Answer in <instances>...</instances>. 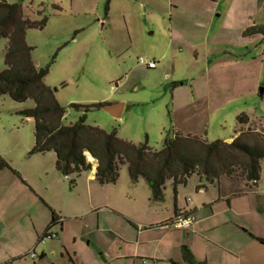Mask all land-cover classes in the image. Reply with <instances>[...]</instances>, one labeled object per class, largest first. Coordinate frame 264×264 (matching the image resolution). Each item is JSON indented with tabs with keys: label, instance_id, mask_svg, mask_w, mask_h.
Segmentation results:
<instances>
[{
	"label": "rangeland",
	"instance_id": "374dc122",
	"mask_svg": "<svg viewBox=\"0 0 264 264\" xmlns=\"http://www.w3.org/2000/svg\"><path fill=\"white\" fill-rule=\"evenodd\" d=\"M6 1L19 5L31 22L43 23L41 28L27 29L25 40L33 48L34 65L48 67L43 83L55 90L57 103L66 109L65 125L75 123L84 114L69 108L70 104L118 102L124 104L120 118L91 109L85 113V124L105 133L115 131L119 140L136 146L145 144L152 151H160L165 137L172 138L174 133L190 135L206 144L221 141L230 145L239 129L244 142L264 148V94L258 96L264 83L258 86L257 72L251 66L226 65L228 58L222 52H234L218 40L228 27L224 26L225 16L218 10L213 20L207 22L204 18L216 5L207 0ZM248 6L253 12V5ZM182 19H187L186 24L177 25ZM199 20L198 31L208 35L206 49L203 50L197 32L183 41L172 35L179 27L194 30ZM5 48L6 40L0 38V71L4 68ZM195 48L199 53L197 60L193 57ZM206 50L209 62L204 59ZM139 59L154 61L156 68H147ZM211 64L219 66L209 77L208 98L213 108L219 104L216 109H221L209 108L205 112L207 90L199 78ZM192 79L196 81L191 85ZM32 106L30 100L16 103L6 95L0 96V159L9 166L0 169V261L13 255L20 259L10 264H71L69 255L74 264L105 263L109 253L120 248L116 233L126 231L130 237L136 233L126 219L136 221V225L139 221L146 223L147 213L155 207L148 206L150 202H161L157 211H152L158 214L155 219L172 211L170 181L165 184V200L152 201L150 197L147 200L148 183L142 178L136 185L132 183L126 165L119 166L116 184L100 185L88 179L89 172H84L74 186L55 170L52 153L29 155L34 143L33 122L18 111ZM241 114L252 120L250 124H238ZM218 156L209 160L228 173L219 179L224 181L223 185L226 181L249 185L245 180L247 158L243 154L221 146ZM39 165L44 170H37ZM260 166L259 185L264 187L263 161ZM197 182L193 176L188 187H179L180 204ZM216 195V188L209 185L208 191L198 193L197 199L208 201ZM40 200L61 220L49 233L52 236L42 241V233L35 237L26 218L30 214L37 225L49 219V209ZM261 202L258 205L257 201L255 213L243 201L236 202L230 211L233 219L247 225L243 235L253 238V231L264 235V198ZM109 207L118 210L116 215L106 211ZM11 216L12 226L8 228ZM178 231L197 252L204 254L216 249L191 232L188 238L186 230Z\"/></svg>",
	"mask_w": 264,
	"mask_h": 264
},
{
	"label": "trees",
	"instance_id": "16d2710c",
	"mask_svg": "<svg viewBox=\"0 0 264 264\" xmlns=\"http://www.w3.org/2000/svg\"><path fill=\"white\" fill-rule=\"evenodd\" d=\"M37 26L41 28L43 23L26 19L19 5L0 0V38L6 40L4 68L0 71V96L6 95L16 103L33 102L32 107L18 111L33 121L34 143L29 155L54 153L57 172L74 178L91 170L89 155L96 163L95 180L100 185L115 184L119 166L126 165L131 182L144 179L150 187L151 200L162 201L167 181L171 182L174 195L176 188L185 186L193 176L208 185H217L221 176L228 173L212 165L209 159L218 156L220 147L224 146L247 158L245 180L257 184L261 174L260 162H264V148L244 142L240 129L230 145L221 141L206 144L190 135L174 133L172 138L165 137L160 151H152L145 144L136 146L119 140L115 131L105 133L85 124V113L100 109L107 102L70 104L69 108L84 114L75 123L65 125L66 109L57 103L55 90L43 83L48 67L37 68L34 65L31 57L33 48L25 40L26 30ZM237 121L240 125L249 124L244 114L239 115ZM2 168L9 166L0 159ZM15 175L18 177L17 173ZM58 222H61L60 218L51 212L49 225L41 238L49 236L50 229ZM256 240L264 244V239ZM181 251L187 264H201L194 261L186 247L183 246Z\"/></svg>",
	"mask_w": 264,
	"mask_h": 264
},
{
	"label": "crops",
	"instance_id": "0c3cea01",
	"mask_svg": "<svg viewBox=\"0 0 264 264\" xmlns=\"http://www.w3.org/2000/svg\"><path fill=\"white\" fill-rule=\"evenodd\" d=\"M207 1L216 5V9L214 11L210 10L211 12L208 11L209 14L206 13L207 16H204L207 22L208 20H213L216 12L220 10L221 14L225 16L226 23L224 26H228L221 34L220 38L222 40L220 38L218 39L219 42L223 44L225 49H232L231 52H234L230 55H226L227 51L222 52L223 55L228 58L226 65H231L232 67L248 65L253 67L258 75L256 82L258 86H261V83H264V80L262 81V75H264V53L260 49L261 43L264 42V0ZM244 3H246L247 6ZM249 4L253 5V12L252 7L248 6ZM220 15H217V17ZM177 22V25H185L187 19H182ZM200 22V20L197 21L198 25L195 26L196 28L194 30H182L179 27L172 31V35L175 34L178 41H183L186 36L197 32L204 50L206 49L205 41L208 39V35L205 31H198ZM198 55V49H193V57L195 60L199 58ZM204 59L207 60L206 62H209L207 50L204 53ZM216 66L219 65H207V69L205 70L204 74L199 78L201 86H204L207 90L205 96V112H208L209 108L210 111H218L221 109V107L216 109V107L218 108L219 104L213 108L212 105H210L208 98L210 97L208 94V89L210 87L209 77ZM192 80L193 82L191 85L196 81L195 79ZM262 86L264 87V84ZM263 94L259 95L258 93V96L262 97ZM105 102L111 103L109 101ZM27 120L31 119L27 118ZM251 121L252 120L248 118L249 124ZM234 137H236V135H234ZM46 154L47 153L38 155ZM52 154L54 155L53 157L55 167L56 158L55 154ZM95 166L96 165L92 166L91 170L89 171L88 179H92L98 183L95 180ZM38 167L39 169L37 170H44V167L41 165ZM83 173L77 178H74V176H62L70 183L74 180L72 184L75 186L76 180L81 178ZM18 178L21 179L19 174ZM189 180L190 179H188L185 186L179 185L176 188V194L174 195L173 193L172 211H169L166 216H158L155 219L158 214L152 211H157L156 207L161 202H150L148 203V206L154 204L155 207L152 206L153 209L151 208L150 212H146L148 216L146 223H141L139 221V225H136V221H132V219H126L131 226L135 227L136 233L132 234L133 237H130L128 234H126V231L124 233H116V238L119 242L120 248L116 252H110L108 255V261L100 264H115L116 262L122 261H125L126 263L130 262L132 264H187L182 256L181 248L183 245L187 246L186 248L191 253L194 261L201 264H264V244H261L254 239H264V235L256 233L257 231H253V233H251L253 238L243 235V233L247 232V225H245L243 222H238L237 220L233 219L230 214V211L234 208L235 203L238 201H243L249 206L251 205L250 209H252V212L255 213L257 201L259 202V205L262 203L261 200L264 198V187L259 185L260 179L255 185L249 182L248 186L241 183L239 184L237 181H226L225 185H223L224 181L220 180L217 185H210L216 188L217 197H212L208 201H201L197 199L198 193L203 191L207 192L209 185L206 184L202 179L199 180L197 178L198 182L193 185V188L184 197V203L180 204L178 200L180 192L179 187H188ZM239 185H241V187ZM193 192L196 194L195 196H193ZM149 197L151 198V190L148 194L147 200H150ZM188 199L190 202L187 201ZM163 200H165V198ZM40 201L44 204V206L47 207L44 201ZM47 208L49 209V219H46L47 221L40 225H37L35 222H33L30 214H27L28 216H26V218H28L32 224L33 234L35 237H38L41 233L43 234L46 231L45 229H47L51 219V212H54V214L58 216V214L53 209L49 207ZM116 210L117 209L114 208L112 209V207L106 209L107 212H113L115 215L116 212H118V210ZM182 213H189L194 218L193 224L185 232L186 237L189 238V234L191 232L192 234L200 237L206 243V245H211L216 249L211 250L210 252H205L204 254L197 252L189 243L185 241L181 232L168 226L170 221ZM11 220L12 216L9 217L7 221L8 228L12 226V223H10ZM136 220L138 221L139 219ZM99 225L100 218L98 214L96 217V226L99 227ZM52 228L50 229V232ZM190 229L191 231H189ZM12 256L13 255H9V257L4 258L2 261H0L3 262L1 264H10L20 259V257ZM25 256L26 255H23V257ZM43 256L44 251H41V258ZM67 257L68 261L71 264H74L71 256L68 255Z\"/></svg>",
	"mask_w": 264,
	"mask_h": 264
},
{
	"label": "built area",
	"instance_id": "2783aa9c",
	"mask_svg": "<svg viewBox=\"0 0 264 264\" xmlns=\"http://www.w3.org/2000/svg\"><path fill=\"white\" fill-rule=\"evenodd\" d=\"M260 49L264 53V42L261 43ZM139 63L145 65L149 69H153L156 66L154 61H147L146 62L143 59H139ZM86 155H88V154L86 153ZM253 183H256V182L254 181ZM187 201L190 202L189 199ZM193 222H194V218L191 214L182 213V214L176 216L172 221H170L168 223V226L173 228V229H176V230H188L191 227V225L193 224ZM51 236L52 235L49 234V236H47V237H51ZM43 238H45V237H43ZM43 238H41V241L43 240ZM33 256H34V254H33ZM145 264H147V263H145Z\"/></svg>",
	"mask_w": 264,
	"mask_h": 264
},
{
	"label": "water",
	"instance_id": "95a60500",
	"mask_svg": "<svg viewBox=\"0 0 264 264\" xmlns=\"http://www.w3.org/2000/svg\"><path fill=\"white\" fill-rule=\"evenodd\" d=\"M263 92H264V89L259 88V90H258L259 95H262ZM123 106L124 105L122 103H105V104H102L100 106V110L104 111L109 116L118 119L122 115ZM91 159L93 160L92 157H91Z\"/></svg>",
	"mask_w": 264,
	"mask_h": 264
},
{
	"label": "clouds",
	"instance_id": "9594fccd",
	"mask_svg": "<svg viewBox=\"0 0 264 264\" xmlns=\"http://www.w3.org/2000/svg\"><path fill=\"white\" fill-rule=\"evenodd\" d=\"M89 157H90V156L88 155V159H89ZM93 160H94V159H93ZM93 160H92V161H93ZM93 162L95 163V161H93ZM95 165H96V163H95Z\"/></svg>",
	"mask_w": 264,
	"mask_h": 264
},
{
	"label": "bare ground",
	"instance_id": "6f19581e",
	"mask_svg": "<svg viewBox=\"0 0 264 264\" xmlns=\"http://www.w3.org/2000/svg\"><path fill=\"white\" fill-rule=\"evenodd\" d=\"M91 157H89V160H92V159H90Z\"/></svg>",
	"mask_w": 264,
	"mask_h": 264
}]
</instances>
